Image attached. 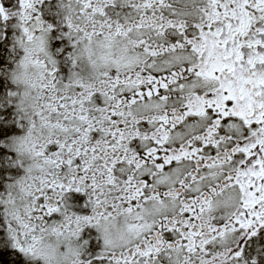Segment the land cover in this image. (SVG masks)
Segmentation results:
<instances>
[{
	"label": "snow or ice",
	"instance_id": "snow-or-ice-1",
	"mask_svg": "<svg viewBox=\"0 0 264 264\" xmlns=\"http://www.w3.org/2000/svg\"><path fill=\"white\" fill-rule=\"evenodd\" d=\"M0 264H264V0H0Z\"/></svg>",
	"mask_w": 264,
	"mask_h": 264
}]
</instances>
